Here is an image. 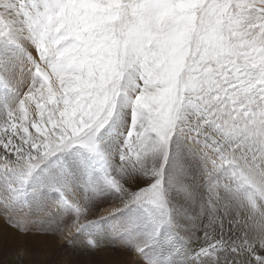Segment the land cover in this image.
Listing matches in <instances>:
<instances>
[{
  "label": "snow or ice",
  "instance_id": "snow-or-ice-1",
  "mask_svg": "<svg viewBox=\"0 0 264 264\" xmlns=\"http://www.w3.org/2000/svg\"><path fill=\"white\" fill-rule=\"evenodd\" d=\"M0 212L138 264H264V0H0Z\"/></svg>",
  "mask_w": 264,
  "mask_h": 264
},
{
  "label": "rangeland",
  "instance_id": "rangeland-1",
  "mask_svg": "<svg viewBox=\"0 0 264 264\" xmlns=\"http://www.w3.org/2000/svg\"><path fill=\"white\" fill-rule=\"evenodd\" d=\"M99 211L103 214V209ZM64 228L63 236L35 235L36 229L33 230V234L25 235L17 227L12 226L11 222H7L4 214L0 212V264H65L69 258L74 264H106L99 254L102 252L101 247H105L103 244L91 252L86 249L74 251L65 244L68 238L79 239L70 217L65 219ZM193 239L190 241L191 245H194L193 248L203 242L202 239ZM108 249L119 264H130L132 261L138 264V257L122 249H113L110 245L103 248V251Z\"/></svg>",
  "mask_w": 264,
  "mask_h": 264
},
{
  "label": "bare ground",
  "instance_id": "bare-ground-1",
  "mask_svg": "<svg viewBox=\"0 0 264 264\" xmlns=\"http://www.w3.org/2000/svg\"><path fill=\"white\" fill-rule=\"evenodd\" d=\"M194 240V239H193ZM196 241V240H195ZM105 247H101L102 252L99 253L100 257L103 259V262L106 264H119L117 259L114 257V254L110 251V249L103 251V248H107V244H103ZM192 247L194 245H191ZM65 247V246H64ZM61 248V247H60ZM57 249V248H56ZM100 251V250H99ZM64 263V262H63Z\"/></svg>",
  "mask_w": 264,
  "mask_h": 264
}]
</instances>
